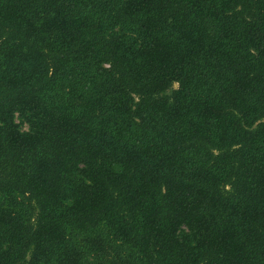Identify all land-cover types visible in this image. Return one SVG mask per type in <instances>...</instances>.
Returning a JSON list of instances; mask_svg holds the SVG:
<instances>
[{
	"label": "trees",
	"instance_id": "1",
	"mask_svg": "<svg viewBox=\"0 0 264 264\" xmlns=\"http://www.w3.org/2000/svg\"><path fill=\"white\" fill-rule=\"evenodd\" d=\"M0 264H264V0H0Z\"/></svg>",
	"mask_w": 264,
	"mask_h": 264
},
{
	"label": "rangeland",
	"instance_id": "2",
	"mask_svg": "<svg viewBox=\"0 0 264 264\" xmlns=\"http://www.w3.org/2000/svg\"><path fill=\"white\" fill-rule=\"evenodd\" d=\"M175 86H176V85H175ZM23 129H26V126H24Z\"/></svg>",
	"mask_w": 264,
	"mask_h": 264
}]
</instances>
